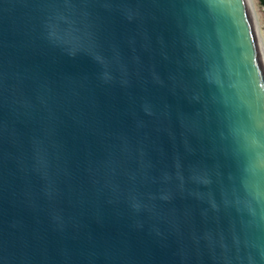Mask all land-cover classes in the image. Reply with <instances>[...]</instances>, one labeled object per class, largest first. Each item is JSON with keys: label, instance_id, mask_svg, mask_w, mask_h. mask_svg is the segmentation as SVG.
I'll return each mask as SVG.
<instances>
[{"label": "water", "instance_id": "obj_1", "mask_svg": "<svg viewBox=\"0 0 264 264\" xmlns=\"http://www.w3.org/2000/svg\"><path fill=\"white\" fill-rule=\"evenodd\" d=\"M0 264H264L249 0H0Z\"/></svg>", "mask_w": 264, "mask_h": 264}, {"label": "rangeland", "instance_id": "obj_2", "mask_svg": "<svg viewBox=\"0 0 264 264\" xmlns=\"http://www.w3.org/2000/svg\"><path fill=\"white\" fill-rule=\"evenodd\" d=\"M254 11L257 25L256 30L264 58V7L259 4L258 0H254Z\"/></svg>", "mask_w": 264, "mask_h": 264}, {"label": "bare ground", "instance_id": "obj_3", "mask_svg": "<svg viewBox=\"0 0 264 264\" xmlns=\"http://www.w3.org/2000/svg\"><path fill=\"white\" fill-rule=\"evenodd\" d=\"M249 2H250V6H251V10H252L255 26H257L256 25V16H255V11H254V0H249Z\"/></svg>", "mask_w": 264, "mask_h": 264}, {"label": "trees", "instance_id": "obj_4", "mask_svg": "<svg viewBox=\"0 0 264 264\" xmlns=\"http://www.w3.org/2000/svg\"><path fill=\"white\" fill-rule=\"evenodd\" d=\"M259 4L264 7V0H258Z\"/></svg>", "mask_w": 264, "mask_h": 264}]
</instances>
